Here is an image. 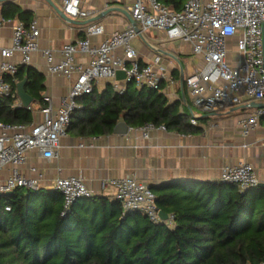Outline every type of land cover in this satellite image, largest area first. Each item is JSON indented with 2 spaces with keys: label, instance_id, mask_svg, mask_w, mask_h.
<instances>
[{
  "label": "built area",
  "instance_id": "1",
  "mask_svg": "<svg viewBox=\"0 0 264 264\" xmlns=\"http://www.w3.org/2000/svg\"><path fill=\"white\" fill-rule=\"evenodd\" d=\"M58 1L61 12L70 19L85 20L92 15L81 7V0ZM122 1L142 34L163 32L169 41L187 43L191 53L202 60L203 67L184 78L189 100L199 112L212 114L238 106L252 108V103L264 101V0H186L180 11L166 7L159 0ZM102 32L100 25L88 26L85 36L64 45L56 60L50 50L38 49L39 30L35 21L27 25L16 22L12 26L10 46H0V102L10 98L14 100L12 108H24L6 78H13L19 67L30 66L38 51L50 75H74L75 79L55 111L51 99L43 97L40 121L30 124L0 121V173L7 171L6 178L0 182V195H7L18 187L34 191L41 188L38 179L27 177L21 171L27 154L34 151L38 158H55L71 113L78 108L76 99L91 94L98 79L114 80L116 72L123 71L124 84L160 90L165 75L162 68L156 67L159 58L156 57L153 64L139 65L132 46L133 40L139 38L134 27L129 25L93 45L89 38ZM117 50L122 54L117 55ZM77 54L85 56L86 62L77 63L74 59ZM15 57L18 59L14 60ZM113 89L118 94L124 92L118 81ZM262 117L264 107L240 116L237 125L241 136L247 137L257 130ZM198 119L199 114H192L190 123L196 125ZM157 128L165 129L147 123L137 130L146 139ZM28 170L35 171L32 167ZM220 182L235 184L240 191L258 185L254 168L247 162L226 166ZM106 185L113 188L115 199L125 214L143 216L152 223L173 228L172 215L166 220L159 217L155 196L146 184L133 178H121L102 183L103 187ZM52 188L62 196L64 212H69L75 201L92 197L85 183L76 177H57ZM5 210L9 211V207Z\"/></svg>",
  "mask_w": 264,
  "mask_h": 264
},
{
  "label": "trees",
  "instance_id": "2",
  "mask_svg": "<svg viewBox=\"0 0 264 264\" xmlns=\"http://www.w3.org/2000/svg\"><path fill=\"white\" fill-rule=\"evenodd\" d=\"M159 1L174 11H180L186 2ZM23 23L27 25L28 21ZM14 78H25V90L41 102V74L30 66L19 67L13 78H6L13 89ZM90 95L93 92L76 99L83 106L71 113L67 130L75 127L79 135H105L123 119L131 128L152 123L182 134L198 131L158 91L137 89L129 83L122 94L113 93L96 104L86 100ZM13 103L10 98L0 102V121L30 123L29 110L12 108ZM81 112L87 117L80 118ZM219 184L230 187L225 196L215 197L210 189L205 194H155L158 209L172 215L173 228L125 214L116 199H79L64 212L63 198L57 191L18 187L0 195V264L264 262V187L240 191L235 184Z\"/></svg>",
  "mask_w": 264,
  "mask_h": 264
},
{
  "label": "crops",
  "instance_id": "3",
  "mask_svg": "<svg viewBox=\"0 0 264 264\" xmlns=\"http://www.w3.org/2000/svg\"><path fill=\"white\" fill-rule=\"evenodd\" d=\"M48 1L7 0L0 3L2 21L0 46H10L11 28L16 22L35 21L39 30L38 49L50 50L58 60L62 47L83 38L88 26L100 25L103 28L102 34L89 38L93 45H97L112 33L131 25L122 13L126 11L122 0H81V7L92 12L91 17L77 20L79 22L92 20L86 25L67 22L52 6L53 4L60 9L59 1ZM18 12L23 14L22 18ZM143 39L136 38L132 42L138 62L144 66L153 64V60L159 58L156 67L163 69L165 79L158 94H162L167 104L176 109L189 123L192 114H199L197 124L190 123L198 131L182 134L157 128L144 139L137 128L129 127L125 134H114V126L109 134L87 136L79 135L76 128L72 127L59 140L55 158L45 160L38 158L36 152H29L26 164L21 167L23 174L38 179L41 188L47 190L53 189L52 182L57 177L80 178L92 196L104 197L109 201L115 200L114 190L109 185L103 187L102 183L121 178H133L146 184L154 195L174 191L205 194L208 192L207 189H210L215 197L217 194L225 196L230 187H220L221 172L226 166L240 162L250 163L254 168L258 185H264V117L261 118L257 130L247 137H242L237 121L240 116L252 113L255 107L238 106L212 114L196 113L193 111L196 108L189 100L184 80L183 85L180 84V77L183 75L185 78L193 71L201 69L202 60L197 57L200 65L194 66L186 73V56H194L187 43L169 41L163 32L156 31L144 32ZM116 54L121 55V50H117ZM17 59L18 57L14 58ZM74 59L82 64L87 60L80 54ZM30 67L43 77L40 103L25 90L24 85L25 92L32 98L26 108L30 112L31 123L42 119L40 108L44 96L51 99L54 111L60 106L61 101L69 93L75 76L50 75L39 51L33 55ZM14 80L16 91V84L21 80L16 78ZM116 81L118 80L98 79L93 85V95L87 96L86 100L92 99L96 104L106 99L108 95L117 93L113 89ZM118 84L124 91L127 90L128 84H124L122 80H119ZM132 87L143 88L134 84ZM76 103L79 108L83 106L80 101ZM254 103L264 104V101ZM86 117L87 115L81 112L80 118ZM120 121L124 122L120 119L117 123ZM29 167L35 171L30 172ZM6 176V170L1 172L0 182Z\"/></svg>",
  "mask_w": 264,
  "mask_h": 264
},
{
  "label": "water",
  "instance_id": "4",
  "mask_svg": "<svg viewBox=\"0 0 264 264\" xmlns=\"http://www.w3.org/2000/svg\"><path fill=\"white\" fill-rule=\"evenodd\" d=\"M7 0H0V3L2 2H5ZM48 1V0H47ZM49 2V1H48ZM51 4V3H50ZM53 8L55 9V11L57 12V14H59V16L61 18H63L64 20H66L67 22L71 23V24H81V25H86L88 24L90 21L92 20H87V21H82V22H79L77 20H73V19H70L68 17H66L59 8L55 7L53 4H52ZM122 13L126 16V18L129 20V22L131 23V25L134 27V30L138 33V36L139 38H142L143 39V34L140 32V29L138 28L136 22L131 18V16L126 12V11H122ZM144 40V39H143ZM264 51V50H263ZM125 78V73L123 71H117L116 72V75H115V79L116 80H123ZM183 75L180 77V84L181 86L183 85ZM25 79L21 80L20 82H18L16 84V94L19 98V101L21 102L22 106L24 108H27L29 106V104L31 103L32 101V98L25 92L24 90V85H25ZM253 107L255 108H261V107H264V104H260V103H254L252 104ZM128 125L123 122V121H120L119 123H117L113 129V133L114 134H125L128 130ZM259 187H264V185L262 184H259L258 185ZM159 217L162 219V220H166L168 215L167 213H165L164 211L160 210L159 211Z\"/></svg>",
  "mask_w": 264,
  "mask_h": 264
},
{
  "label": "rangeland",
  "instance_id": "5",
  "mask_svg": "<svg viewBox=\"0 0 264 264\" xmlns=\"http://www.w3.org/2000/svg\"><path fill=\"white\" fill-rule=\"evenodd\" d=\"M199 60L197 59V56H186V61H185V72L188 73L190 71L191 68H193L194 66H199ZM193 111H195L196 113H198L199 111L197 109H194Z\"/></svg>",
  "mask_w": 264,
  "mask_h": 264
}]
</instances>
